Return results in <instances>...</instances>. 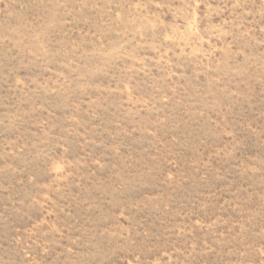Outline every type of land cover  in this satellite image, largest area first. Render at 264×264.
<instances>
[{
	"label": "rangeland",
	"instance_id": "obj_1",
	"mask_svg": "<svg viewBox=\"0 0 264 264\" xmlns=\"http://www.w3.org/2000/svg\"><path fill=\"white\" fill-rule=\"evenodd\" d=\"M0 264H264V0H0Z\"/></svg>",
	"mask_w": 264,
	"mask_h": 264
}]
</instances>
